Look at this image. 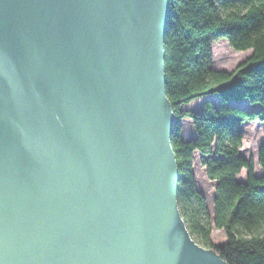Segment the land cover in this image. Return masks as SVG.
Instances as JSON below:
<instances>
[{
	"label": "water",
	"instance_id": "water-1",
	"mask_svg": "<svg viewBox=\"0 0 264 264\" xmlns=\"http://www.w3.org/2000/svg\"><path fill=\"white\" fill-rule=\"evenodd\" d=\"M171 0H0V264H228L178 201Z\"/></svg>",
	"mask_w": 264,
	"mask_h": 264
},
{
	"label": "trees",
	"instance_id": "trees-1",
	"mask_svg": "<svg viewBox=\"0 0 264 264\" xmlns=\"http://www.w3.org/2000/svg\"><path fill=\"white\" fill-rule=\"evenodd\" d=\"M170 8L166 94L176 115L171 144L179 167L180 211L193 240L226 263L264 264V146L259 150L261 177L255 175L254 161L240 153L241 125L264 123V0H171ZM223 39L236 52L253 50L233 72L213 67L212 45ZM204 97H215L218 106L207 100L199 112L181 109ZM243 101L260 110L230 105ZM187 119L196 133L189 142L182 137ZM196 152L208 179L217 183L213 222L227 238L221 246L210 239L206 199L192 171ZM243 170L245 183L236 180Z\"/></svg>",
	"mask_w": 264,
	"mask_h": 264
},
{
	"label": "rangeland",
	"instance_id": "rangeland-1",
	"mask_svg": "<svg viewBox=\"0 0 264 264\" xmlns=\"http://www.w3.org/2000/svg\"><path fill=\"white\" fill-rule=\"evenodd\" d=\"M212 53L214 59L213 67L215 70L233 72L240 64L244 63L252 56L253 50L246 52H236L230 47L228 41L223 39L212 45ZM207 100H213L216 106L219 104L215 97H204L193 101L189 105L183 106L181 109L183 111L192 110L199 112L201 111L202 105ZM230 105L245 111L257 112L260 110V106L251 105L248 101H243L240 103L231 102ZM182 125L183 139L186 142L194 140L196 133L193 128L192 121L188 119L183 120ZM241 131L244 138L240 153L246 160L254 161L255 175L257 177H261L262 169L259 165V150L262 146H264V123L258 121L243 123L241 125ZM193 135L195 136L193 137ZM200 158L201 154L196 152L194 154L192 171L196 179L197 189L204 195L206 199L207 214L211 218L210 225L212 226L210 239L214 245L221 246L227 241V238L223 230H218L214 227L213 222L217 183L208 179L206 169L202 166ZM247 175V170H243L241 174L236 177V180L245 183L247 181ZM260 234L264 236V229L260 231Z\"/></svg>",
	"mask_w": 264,
	"mask_h": 264
},
{
	"label": "crops",
	"instance_id": "crops-1",
	"mask_svg": "<svg viewBox=\"0 0 264 264\" xmlns=\"http://www.w3.org/2000/svg\"><path fill=\"white\" fill-rule=\"evenodd\" d=\"M195 135H193V137H194Z\"/></svg>",
	"mask_w": 264,
	"mask_h": 264
}]
</instances>
